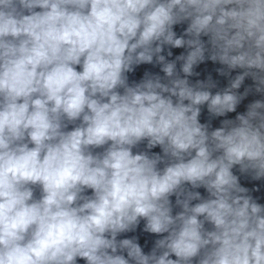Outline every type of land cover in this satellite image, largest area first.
Returning <instances> with one entry per match:
<instances>
[{"label":"clouds","instance_id":"obj_1","mask_svg":"<svg viewBox=\"0 0 264 264\" xmlns=\"http://www.w3.org/2000/svg\"><path fill=\"white\" fill-rule=\"evenodd\" d=\"M261 201L264 0H0V264H264Z\"/></svg>","mask_w":264,"mask_h":264}]
</instances>
